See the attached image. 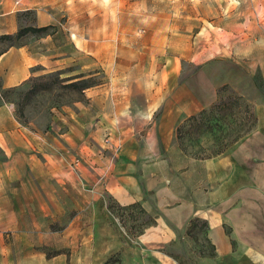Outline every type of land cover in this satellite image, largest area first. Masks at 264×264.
Segmentation results:
<instances>
[{"label":"crops","instance_id":"0c3cea01","mask_svg":"<svg viewBox=\"0 0 264 264\" xmlns=\"http://www.w3.org/2000/svg\"><path fill=\"white\" fill-rule=\"evenodd\" d=\"M232 1L178 0L191 12H139L141 25L132 13L120 16L98 45L110 49L109 82L83 89L84 102L52 108L44 121H23L3 94L62 69L74 54H92L91 41L70 30L72 55L56 53L53 35L45 48L21 43L0 54V239L25 223L33 224L29 232L47 229L72 210V222L92 224L99 263L120 250L129 264L131 248L108 225L107 194L122 207L138 202L157 212L148 243L169 242L196 218L207 223L214 252L199 264H264V0ZM203 48L213 52L203 58ZM189 63L196 69L182 77ZM224 85L251 104L255 126L221 154L192 158L177 126L212 105ZM87 233L79 228L78 238Z\"/></svg>","mask_w":264,"mask_h":264},{"label":"rangeland","instance_id":"374dc122","mask_svg":"<svg viewBox=\"0 0 264 264\" xmlns=\"http://www.w3.org/2000/svg\"><path fill=\"white\" fill-rule=\"evenodd\" d=\"M177 1L0 0V28L10 30L9 34H15L24 27H37L41 24L47 27L43 32H29L18 40L0 42V53L8 47L21 43L36 44L38 47L45 48L48 44L45 41L46 35H53L52 42L56 47V53L72 55L69 31L74 30L76 33L77 29L82 31L83 40L91 41L92 45V54L85 56L74 54L73 61L64 63L62 69L43 74L37 79L30 78L27 81V87L22 90L7 91L3 94L4 99L15 105L16 115L23 121L28 119L44 121L52 113V108L58 109L61 105H72L77 101L84 102L82 90L85 88L81 90L78 87H66L65 84L74 82L75 79L80 82V86L88 87L105 85L109 82L111 71H115V68L111 71L109 69L110 49L109 46L100 49L98 45L103 44L105 39L108 43L111 24L116 23L120 16L123 18L128 13H132L129 17L133 23L141 25L143 23L137 21L139 12H150L153 18H158L160 15L173 17L172 15L176 12L173 9L176 8H184L185 13L191 12V7ZM231 2L234 3L232 0ZM115 8L118 9L117 13ZM48 21L50 23L46 24ZM200 24L201 22L198 26ZM182 33L193 35L195 32L191 30ZM137 38L142 39V36ZM93 48L94 51L101 50L95 55L98 58L93 55ZM212 52L213 48H203L199 54L205 58V54ZM100 54L102 58L99 57ZM204 62L199 61L196 68L205 69ZM183 66L182 77L196 69H193L190 63ZM62 80L65 81L62 82ZM68 80L70 81L66 82ZM259 82L260 80H255L256 84ZM31 86L34 89H31ZM224 86V88H221L222 86L217 88L215 102L220 99L222 102H228L229 99L239 98L251 107V104L239 94L237 88ZM215 116L219 119L218 126L208 128L204 125L195 127L193 123L185 125L178 144L186 155L204 159L221 154L234 143L230 142L236 133L231 135V132L229 134L227 132L229 127L233 126L238 130L237 123L242 117L241 111L233 110L229 115L217 112ZM104 197L106 205L107 202L111 204V209L107 208L110 213L107 221L108 225L113 227L111 229L114 230L115 240L119 238L131 248V252L126 254L125 259L129 264H159L162 257L174 262L173 264H199L201 259L208 257L211 247L199 223L194 225L190 232L187 231V224L185 230L177 233L176 237L169 242L158 241L156 244H151L148 242L152 239L147 240L149 237L144 235L147 231H151L149 229L154 225L155 218H158L157 212L154 209L145 211L138 202L133 206L122 207L107 194H104ZM83 213L87 215L88 212ZM59 217L60 219L55 217V221L48 224L47 229L39 224L38 230L29 232L28 229L33 224L25 223L17 236H11L10 232H6L0 239V264H101L100 257L94 252L92 224L72 222L77 218V212L72 210ZM66 219H70V222H65ZM83 227H86L89 237L78 238L77 231ZM67 229H70L69 232ZM40 232H42L41 237ZM46 242L51 245H46ZM143 242L152 246L146 247ZM121 256V251H116L106 256L103 264H121Z\"/></svg>","mask_w":264,"mask_h":264},{"label":"trees","instance_id":"16d2710c","mask_svg":"<svg viewBox=\"0 0 264 264\" xmlns=\"http://www.w3.org/2000/svg\"><path fill=\"white\" fill-rule=\"evenodd\" d=\"M46 29H47V27H24V28L19 29L15 34H1L0 35V42L18 40L29 32L30 33L43 32ZM33 79H37V78H33ZM63 81H65V80H62V82ZM79 84H80V82L74 81V82H69V83L65 84V86L71 87V88H77L78 87L81 90L83 88L88 87L86 85L80 86ZM224 87L225 86H222L221 88H224ZM31 89H34L33 86H31ZM229 101L231 103H229ZM229 101L228 102H222L220 99L219 101L214 102L209 107L201 110L197 114L183 119L179 123V125L177 126V129H176L177 139L179 140L181 138L183 128L185 127L186 124H188V123L192 124L193 123L195 125V127L204 125L205 127H208V128H210L211 126H218L219 119L216 118L215 113L222 112V113H225V115H229V114H232L233 110L241 111L242 117L237 123L238 124V130L235 129V126L229 127V130L227 132L228 134L230 132H231V135L233 133H236V136L234 137L233 140H231L230 143L235 142L236 140H239L241 137L246 135L255 126V123H256V118L253 114V111H252L251 107L242 99L240 100L239 98H233V100L229 99ZM211 120H215V122L212 123ZM205 122H207L206 125H205ZM133 205L134 204L129 205V206H133ZM106 206L108 209H111V204H109V202H107ZM129 206H127V207H129ZM197 223H199L201 228H203L205 231V229L207 227V223L205 221H202V220H199L196 218L191 219L189 221V224L187 226V231L190 232V230ZM226 232L229 233V230H227ZM55 254H57V253L55 252ZM208 256L209 257L214 256V252H213L212 247H211V251L208 254Z\"/></svg>","mask_w":264,"mask_h":264}]
</instances>
